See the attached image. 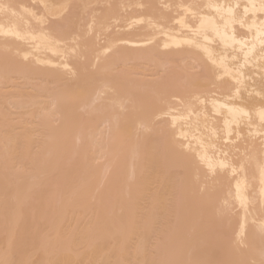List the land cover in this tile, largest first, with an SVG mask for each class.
<instances>
[{"label": "bare ground", "instance_id": "6f19581e", "mask_svg": "<svg viewBox=\"0 0 264 264\" xmlns=\"http://www.w3.org/2000/svg\"><path fill=\"white\" fill-rule=\"evenodd\" d=\"M0 264H264V0H0Z\"/></svg>", "mask_w": 264, "mask_h": 264}]
</instances>
